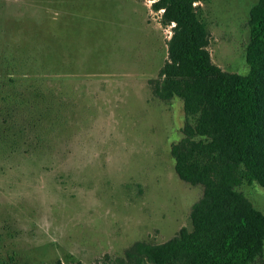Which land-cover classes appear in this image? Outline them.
Returning <instances> with one entry per match:
<instances>
[{
	"label": "rangeland",
	"instance_id": "374dc122",
	"mask_svg": "<svg viewBox=\"0 0 264 264\" xmlns=\"http://www.w3.org/2000/svg\"><path fill=\"white\" fill-rule=\"evenodd\" d=\"M156 0H0V264H118L191 228L183 100L154 94L174 23ZM258 0H196L212 62L249 72ZM236 189L264 213V188ZM264 251L254 264H261Z\"/></svg>",
	"mask_w": 264,
	"mask_h": 264
},
{
	"label": "trees",
	"instance_id": "16d2710c",
	"mask_svg": "<svg viewBox=\"0 0 264 264\" xmlns=\"http://www.w3.org/2000/svg\"><path fill=\"white\" fill-rule=\"evenodd\" d=\"M195 1L152 5L164 11V24L174 23L153 90L162 100L181 98L195 120L171 153L178 176L202 186L203 195L192 206L190 229L162 243L137 241L118 264H254L264 251V213L236 189L244 181L264 188V0L250 10L245 75L212 62Z\"/></svg>",
	"mask_w": 264,
	"mask_h": 264
},
{
	"label": "crops",
	"instance_id": "0c3cea01",
	"mask_svg": "<svg viewBox=\"0 0 264 264\" xmlns=\"http://www.w3.org/2000/svg\"><path fill=\"white\" fill-rule=\"evenodd\" d=\"M161 69V68H160ZM160 71V70H159Z\"/></svg>",
	"mask_w": 264,
	"mask_h": 264
}]
</instances>
